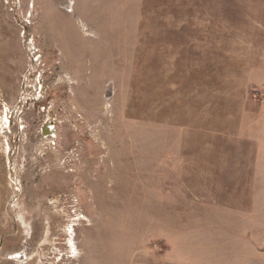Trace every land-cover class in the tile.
Listing matches in <instances>:
<instances>
[{
    "label": "rangeland",
    "instance_id": "rangeland-1",
    "mask_svg": "<svg viewBox=\"0 0 264 264\" xmlns=\"http://www.w3.org/2000/svg\"><path fill=\"white\" fill-rule=\"evenodd\" d=\"M0 264H264V0H0Z\"/></svg>",
    "mask_w": 264,
    "mask_h": 264
},
{
    "label": "crops",
    "instance_id": "crops-1",
    "mask_svg": "<svg viewBox=\"0 0 264 264\" xmlns=\"http://www.w3.org/2000/svg\"><path fill=\"white\" fill-rule=\"evenodd\" d=\"M239 154H248L249 156H250V159L252 160V156L253 155H259V153H257V148H256V150L254 151V152H252V151H246V152H242V153H239ZM239 162V161H238ZM237 166H239V163H238V165ZM239 168V167H238ZM238 168L237 167H234L233 169H232V171L231 172H236L237 170H238ZM216 171H218V170H216ZM254 217H256V215H253Z\"/></svg>",
    "mask_w": 264,
    "mask_h": 264
},
{
    "label": "bare ground",
    "instance_id": "bare-ground-1",
    "mask_svg": "<svg viewBox=\"0 0 264 264\" xmlns=\"http://www.w3.org/2000/svg\"><path fill=\"white\" fill-rule=\"evenodd\" d=\"M19 258V257H18ZM21 259V258H20Z\"/></svg>",
    "mask_w": 264,
    "mask_h": 264
}]
</instances>
